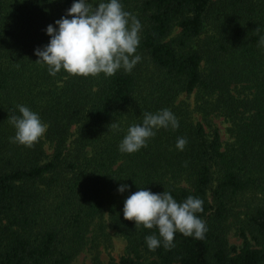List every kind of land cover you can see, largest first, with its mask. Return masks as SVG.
I'll list each match as a JSON object with an SVG mask.
<instances>
[{"label": "trees", "instance_id": "trees-1", "mask_svg": "<svg viewBox=\"0 0 264 264\" xmlns=\"http://www.w3.org/2000/svg\"><path fill=\"white\" fill-rule=\"evenodd\" d=\"M72 3L0 0V264H70L104 213L126 243L114 264H264V0H121L142 26L133 70L51 76L34 50ZM236 87L250 97L235 96ZM192 94L203 121L230 123L227 150L217 130L208 136L177 103ZM18 105L48 125L31 147L11 140ZM165 108L178 128H161L135 153L119 151L130 125ZM144 187L178 202L200 198L204 238L177 232L173 247L149 250L145 237L158 229L123 216L125 199ZM228 222L239 248L227 241Z\"/></svg>", "mask_w": 264, "mask_h": 264}, {"label": "clouds", "instance_id": "clouds-1", "mask_svg": "<svg viewBox=\"0 0 264 264\" xmlns=\"http://www.w3.org/2000/svg\"><path fill=\"white\" fill-rule=\"evenodd\" d=\"M140 21L125 11L121 0H73L71 6L60 19L45 28L49 42L34 50L38 57L35 62L47 65L49 75L55 76L65 70L68 74L79 76L106 77L115 75L123 69L131 72L141 60L137 54L140 44ZM19 115L12 117L11 123L15 143L31 147L46 133L48 125L39 114L29 107L18 105ZM113 127H118L113 124ZM176 129L179 121L170 109H161L155 113H144L140 123L128 127L119 144L122 153H135L147 147L148 141L163 129ZM186 138H178L176 148L183 150ZM128 190V185L118 187L119 193ZM203 212V201L188 196L178 202L171 193H153L140 188L124 201L123 216L142 224L147 229L156 227V234L145 237L149 250L161 246H174L177 232L186 237L203 239L207 231L206 223L197 213Z\"/></svg>", "mask_w": 264, "mask_h": 264}, {"label": "rangeland", "instance_id": "rangeland-1", "mask_svg": "<svg viewBox=\"0 0 264 264\" xmlns=\"http://www.w3.org/2000/svg\"><path fill=\"white\" fill-rule=\"evenodd\" d=\"M178 33L173 31L170 37H174ZM202 39V38H200ZM232 93L239 97H250V91L243 87H236ZM177 103L185 104L191 111V119L194 123H201L205 133L209 136L213 130H217L221 143L222 150H227L234 143V139L229 133L230 123L225 121L222 117L210 116L207 121H203L202 116L194 111L195 108V94L190 96L181 95ZM46 154L51 153L48 144L44 146ZM215 181L212 183V188ZM230 225L227 233V241L229 245L239 248L242 241L238 236V232L233 223ZM126 253L125 241L116 233L111 226L107 213L99 219L93 221L90 225L87 234L86 245L82 252H80L70 264H114Z\"/></svg>", "mask_w": 264, "mask_h": 264}]
</instances>
